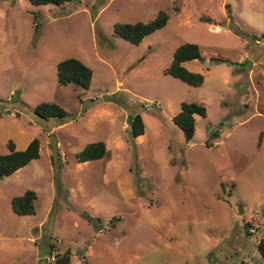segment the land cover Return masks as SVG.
Returning <instances> with one entry per match:
<instances>
[{
  "label": "rangeland",
  "instance_id": "1",
  "mask_svg": "<svg viewBox=\"0 0 264 264\" xmlns=\"http://www.w3.org/2000/svg\"><path fill=\"white\" fill-rule=\"evenodd\" d=\"M160 10L139 44L113 29ZM184 42L200 47L183 63L200 86L164 72ZM67 57L92 69L87 90L58 84ZM182 101L207 109L189 141L172 121ZM41 102L67 115L43 119ZM34 137L39 158L0 176V264H264V0H0V154ZM95 141L108 153L78 162ZM27 189L35 213L17 215Z\"/></svg>",
  "mask_w": 264,
  "mask_h": 264
},
{
  "label": "trees",
  "instance_id": "2",
  "mask_svg": "<svg viewBox=\"0 0 264 264\" xmlns=\"http://www.w3.org/2000/svg\"><path fill=\"white\" fill-rule=\"evenodd\" d=\"M32 5L42 4H63L70 0H28ZM169 14L160 10L156 16L146 22H116L113 25L114 31L122 38L133 44H139L142 39L152 32L164 27L168 21ZM37 26V25H36ZM200 47L193 42H184L178 45L174 52L169 65L165 68V74H169L174 78L190 85L200 86L204 77L199 72H194L184 66V62L192 59H202ZM212 61H226L222 57H210ZM57 82L60 85L72 84L80 90H87L90 86L92 78V69L84 64L81 60L74 57H67L60 60L56 65ZM33 111L36 115L43 119L49 117L63 118L67 115V111L56 102H41L37 104ZM207 109L205 105L199 102L180 103V110L172 116V121L182 130L186 141H189L195 133V116H206ZM144 122L140 113H135L129 124V131L132 138H135L144 133ZM213 136L216 133H212ZM206 146H211L209 141H205ZM39 139L32 138L24 149L18 150L15 148L14 142H7L8 152L0 154V176H9L19 168L25 166L33 159L39 158ZM107 146L102 141H95L86 144L75 157L78 162H86L97 160L104 157L107 153ZM37 194L34 190L27 189L20 195H15L11 198V209L17 215H30L35 213L34 201ZM113 219L110 220L112 222ZM51 248L58 250V246L50 244ZM257 251L264 258V236L257 241ZM69 252H65L58 259V262H70Z\"/></svg>",
  "mask_w": 264,
  "mask_h": 264
},
{
  "label": "built area",
  "instance_id": "3",
  "mask_svg": "<svg viewBox=\"0 0 264 264\" xmlns=\"http://www.w3.org/2000/svg\"><path fill=\"white\" fill-rule=\"evenodd\" d=\"M56 252H57L56 250L53 251V254H51L50 257H49V261H54L55 260V258H56Z\"/></svg>",
  "mask_w": 264,
  "mask_h": 264
},
{
  "label": "crops",
  "instance_id": "4",
  "mask_svg": "<svg viewBox=\"0 0 264 264\" xmlns=\"http://www.w3.org/2000/svg\"><path fill=\"white\" fill-rule=\"evenodd\" d=\"M139 136H141V135H139ZM27 144H28V142H27ZM27 144H26V145H27ZM12 197H13V196H12Z\"/></svg>",
  "mask_w": 264,
  "mask_h": 264
}]
</instances>
